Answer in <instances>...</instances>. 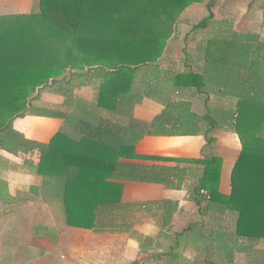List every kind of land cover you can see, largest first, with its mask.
I'll return each mask as SVG.
<instances>
[{"label": "crops", "instance_id": "0c3cea01", "mask_svg": "<svg viewBox=\"0 0 264 264\" xmlns=\"http://www.w3.org/2000/svg\"><path fill=\"white\" fill-rule=\"evenodd\" d=\"M37 2L0 0V15L30 13ZM222 2L212 7L213 19L223 22L215 26L187 21L204 15L205 2L189 6L163 55L136 70L111 110L97 106L104 73L95 67L61 79L71 84L69 98L33 104L34 112L12 121L15 134H2L0 141V264H264V239L237 236V213L199 192H210L201 180L215 158L219 172L213 168L212 180L217 175L219 193L229 196L242 150L233 128L240 97L215 80L198 87V78H189L204 73L205 46L225 22L230 31L250 32L237 27L248 7L234 0L220 12ZM258 12L263 16L264 6ZM259 74L264 79V70ZM251 77L247 71L240 96L253 95ZM257 82L256 99L264 102V80ZM44 109L121 127L139 156L120 159L108 188L112 203L99 206L93 228L67 225L59 186L35 172L64 125L63 118L37 115Z\"/></svg>", "mask_w": 264, "mask_h": 264}, {"label": "trees", "instance_id": "16d2710c", "mask_svg": "<svg viewBox=\"0 0 264 264\" xmlns=\"http://www.w3.org/2000/svg\"><path fill=\"white\" fill-rule=\"evenodd\" d=\"M204 2L209 14L200 27L213 18L215 0H38L30 13L0 15V141L2 134H15L12 121L33 108L36 90L57 83L68 70H102L97 106L111 110L132 86L136 70L163 55L182 13ZM221 38L205 46L204 73L189 78H198V87L204 79L215 80L240 97L233 128L242 150L230 176L229 196L217 189L218 159L206 162L201 186L210 190L212 201L237 213V236L264 239V103L253 97L255 92L240 96L247 71L254 68L259 75L253 56L263 50L264 38L237 31ZM253 80L258 79L252 77L250 85H256ZM37 115L63 118L64 125L41 153L35 172L59 186L67 225L95 227L99 206L112 203L108 188L120 159L139 158L134 144L121 127L107 122L48 109Z\"/></svg>", "mask_w": 264, "mask_h": 264}, {"label": "rangeland", "instance_id": "374dc122", "mask_svg": "<svg viewBox=\"0 0 264 264\" xmlns=\"http://www.w3.org/2000/svg\"><path fill=\"white\" fill-rule=\"evenodd\" d=\"M232 1H234V0H224V2H222L220 5H217V7L220 8L219 11L223 12V10L226 7L230 6ZM227 3H229V4H227ZM246 3H247V0H238V4L239 5H242L244 7H248V11L243 16H241V18L239 20L240 24L237 26L238 29H240V30L248 29L252 33L260 32V33L263 34V38H264V13H263V16H262V14L260 15V12H258L264 6V0H251V1L249 0V3H247V6H246ZM203 8H204L203 9V12H204L203 16L199 15L195 19H193V17H192L189 20L187 19V21H191V22H195V23L199 24L201 21H203L206 18H208V14H209L208 9H207L206 6H204ZM230 18H232L231 19L232 20L231 25H232L234 20H235V18H233V17H230ZM209 20L211 22L213 21V23H212L213 26H215L216 24L220 25L221 23H223L222 21H217L216 22L213 18L208 19L206 22H208ZM224 25H227L226 28H218V31H219L218 32V37L222 36L224 38L226 34L228 36L230 34V32L234 31V30L230 31V27L231 26H230V24L228 22H225ZM233 26H234V24H233ZM212 36H214L213 33H212ZM216 38L217 37L214 36L212 38V41L213 42L216 41L217 40ZM223 38H221V39H223ZM261 50L262 49H258V51H256L254 56H253V59H254L255 63L257 64V70L259 69L258 70L259 72L261 70H264V60L261 59V57H260ZM185 53L186 52H184L183 54H185ZM254 70H255L254 68L251 69V71H252L251 76L257 78L258 80H260L262 82V80H264L263 77L262 76L260 77V74L256 75L257 73H255ZM70 72H72V71L69 70L66 73L65 76H67ZM255 82L256 81L253 80L251 83L255 84ZM70 85H71L70 83H69V85H67V84H65V82L63 80H60L57 83L53 84L52 86L36 90V93L34 94V97H33V100H32L33 104H36L38 102L50 103V101H53L55 98H57L56 95H61L62 100L65 99V96H66V98H69V96H67V94H69V88L68 87H70ZM256 86L257 85H250L249 84V91H252L253 89L255 90V91L253 90L255 92V96H253L254 98L255 97L257 98L256 91H258V89L256 88ZM32 111H33V108H30L27 111V114L28 113L30 114ZM41 111H43V110H40V111L38 110V114H40Z\"/></svg>", "mask_w": 264, "mask_h": 264}, {"label": "built area", "instance_id": "2783aa9c", "mask_svg": "<svg viewBox=\"0 0 264 264\" xmlns=\"http://www.w3.org/2000/svg\"><path fill=\"white\" fill-rule=\"evenodd\" d=\"M199 192L202 196H204L207 200L210 199L211 195L210 192L205 188H200Z\"/></svg>", "mask_w": 264, "mask_h": 264}, {"label": "water", "instance_id": "95a60500", "mask_svg": "<svg viewBox=\"0 0 264 264\" xmlns=\"http://www.w3.org/2000/svg\"><path fill=\"white\" fill-rule=\"evenodd\" d=\"M261 56H262V59L264 60V47H263V50L261 52Z\"/></svg>", "mask_w": 264, "mask_h": 264}]
</instances>
